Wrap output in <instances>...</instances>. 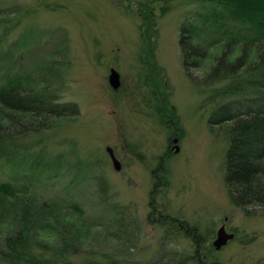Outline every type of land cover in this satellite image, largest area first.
<instances>
[{"label":"rangeland","instance_id":"1","mask_svg":"<svg viewBox=\"0 0 264 264\" xmlns=\"http://www.w3.org/2000/svg\"><path fill=\"white\" fill-rule=\"evenodd\" d=\"M201 1L207 2L0 0L6 15L0 44L13 53L11 42L18 40L12 70L36 71L53 62L48 78L60 86L61 99L79 107L45 133L46 149L65 152L72 168L74 159L93 163L91 171L101 177L102 172L118 203L119 222L117 213L97 204L90 178H79L88 188L76 186L74 196L85 216L94 209L102 219L85 235L81 251L86 255L110 250L148 264H198L197 257L200 264H264V212L247 213L233 203L222 173L227 141L208 130L206 119L215 106L209 93L224 81L198 87L181 66L178 23L188 18L201 24L195 17L204 8ZM217 49V43L208 45L203 65ZM112 66L119 71L117 87L107 79ZM198 68L193 74H200ZM109 148L119 168L113 167ZM8 166L0 165V180L14 175ZM69 175L68 170L31 190L39 199L64 196ZM153 188L155 208L196 226L198 244L175 223L147 217ZM220 224L233 235L215 248Z\"/></svg>","mask_w":264,"mask_h":264},{"label":"trees","instance_id":"2","mask_svg":"<svg viewBox=\"0 0 264 264\" xmlns=\"http://www.w3.org/2000/svg\"><path fill=\"white\" fill-rule=\"evenodd\" d=\"M201 3L204 8L195 14L201 24L188 18L178 23L181 66L185 77L198 87L224 81L221 88L212 86L209 96L215 98V106L206 119L208 130L227 141L222 160L224 184L235 205L247 213L264 212V0ZM5 16L0 12V25ZM2 32L7 33L6 29ZM17 41L11 42L13 53L0 44V165H9L14 172L12 178L0 180V264H148L128 261L126 255L110 250H95L99 253L95 257L81 251L87 231L102 219L93 214L94 209L85 216L74 188L94 187L97 204L117 216L118 203L102 172L101 177L91 171L93 163L74 159L72 168L65 152L46 149L45 133L63 117L76 115L79 107L71 99H61L60 86L48 78L55 68L53 62L36 71L12 70ZM215 43L218 49L203 65L208 45ZM200 66V74H193ZM68 170L66 195L39 199L31 190L32 185L62 177ZM158 175H154L153 186ZM84 177L92 183L82 188L78 181ZM153 191L147 217L161 224L175 223L198 244L196 226L157 210ZM60 207L69 208V214Z\"/></svg>","mask_w":264,"mask_h":264},{"label":"water","instance_id":"3","mask_svg":"<svg viewBox=\"0 0 264 264\" xmlns=\"http://www.w3.org/2000/svg\"><path fill=\"white\" fill-rule=\"evenodd\" d=\"M110 72L107 76V79L112 87H117L120 84L119 81V71L116 70L113 66L109 68ZM177 140L176 136L171 138V141L175 143ZM175 149L177 150L178 144H174ZM109 154L112 158L113 167L119 168V160L117 157H114L113 152L109 148ZM233 235V231L226 229L223 224H220L216 229L215 237L213 238L212 244L215 248L219 247L221 244L225 243L229 237Z\"/></svg>","mask_w":264,"mask_h":264},{"label":"flooded vegetation","instance_id":"4","mask_svg":"<svg viewBox=\"0 0 264 264\" xmlns=\"http://www.w3.org/2000/svg\"><path fill=\"white\" fill-rule=\"evenodd\" d=\"M139 7H140V4H139ZM142 7H143V6H142ZM143 54H144V52H143ZM143 54H142V55H143ZM145 54H146V55H147V54H150V52H145ZM172 130H173V129H172ZM170 135H171L172 137H173V136H176L174 132H172ZM171 136H169V137H171ZM172 137H171V138H172ZM176 137H177V136H176ZM226 229H227V228H226Z\"/></svg>","mask_w":264,"mask_h":264}]
</instances>
